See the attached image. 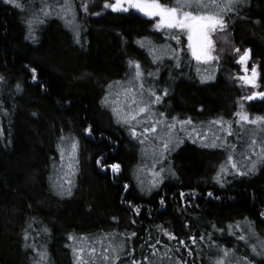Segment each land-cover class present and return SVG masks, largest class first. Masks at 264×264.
Segmentation results:
<instances>
[{
    "label": "trees",
    "instance_id": "16d2710c",
    "mask_svg": "<svg viewBox=\"0 0 264 264\" xmlns=\"http://www.w3.org/2000/svg\"><path fill=\"white\" fill-rule=\"evenodd\" d=\"M102 1L91 0L88 13L84 14L76 3L78 19L84 28L81 46L74 42L71 29L58 17H48L38 25V43L25 39L24 13L0 0V74L7 78V83L0 85V102L8 109L5 115L0 108V127L4 132L0 138V264H32L34 252L23 247V230L31 217H36V221L32 222L29 243L45 225L51 229L50 235L39 239L48 244L51 264H74L73 246L89 243L70 240L69 234L91 237L99 253L102 247H108V238H104L103 244L98 243L105 232L117 233V239H126L120 233L136 232L127 251L134 248L135 259L147 255L153 264H160L148 245L159 239L161 243L156 246L163 253L165 245L174 247L178 240L170 241L157 226L174 232L194 249L192 257H188L183 246L176 253L188 259L189 264L193 261L211 264L209 257L216 255L207 237L191 244V236L198 238L204 233H212V239L219 244L237 249L238 256L247 255L254 264H264V258L252 254L250 244L256 243L255 239L239 241L238 236L243 234L239 229L233 228L235 235L227 231V225L235 222L247 228L244 218L248 217L264 239V217L260 216L264 211V167L254 176H229V182L221 186L213 177L224 149L205 147L181 136L183 143L171 152L169 164L157 166V169L164 165L174 167L178 177H169L151 195L141 193L136 177L138 165L144 162L151 167L152 145L159 142L150 137L148 144L141 145L126 127L116 123L111 108L101 103L105 94L114 93L118 86L113 84L109 89L110 83L124 81L134 74L128 64L131 58L139 60L145 71L155 72L160 67L159 75L148 78L146 86L156 83L161 92L164 87L169 88L163 103H171L174 111L180 112V119L192 117L197 126L220 116L228 118L241 97L238 81L232 79L240 70L236 63L238 54L232 51L235 46L252 49L250 64L260 65L258 90L264 91V0H251L248 13L241 12L247 19L231 24L226 33L231 43H221L220 49L225 51L219 52L221 60L215 63L216 79L205 82H201L190 52L183 56L179 69L168 58L163 65L153 64L147 49L138 43L144 37L157 44L164 43V33L153 30L152 19L134 11L116 14L108 10L101 16L90 15L102 10ZM162 2L170 4L172 0ZM182 39V46L168 42L173 47L186 48V37ZM32 67L37 69V81L32 80ZM17 82L22 84V92L15 91ZM247 105L264 114V101ZM34 112L38 115L34 116ZM167 115L176 116L171 112ZM89 124L95 129L92 136L84 132ZM61 129L64 135L78 137L82 145L80 172L71 197H60L50 190L49 177L55 180L59 170L57 143ZM232 138L229 142L239 143ZM105 154L102 160L105 165L121 164L116 179L110 168L101 169L96 164L97 158ZM193 189L198 195L192 197V204L185 205L179 193ZM209 191L219 199L208 197ZM161 196L166 197L165 206L160 205ZM127 201L140 205L141 213L137 215ZM213 223L225 231L213 229ZM118 264H129V258ZM163 264L169 261L165 259Z\"/></svg>",
    "mask_w": 264,
    "mask_h": 264
},
{
    "label": "snow or ice",
    "instance_id": "6c2138e0",
    "mask_svg": "<svg viewBox=\"0 0 264 264\" xmlns=\"http://www.w3.org/2000/svg\"><path fill=\"white\" fill-rule=\"evenodd\" d=\"M6 3L15 6L19 9H24L25 5L21 0H5ZM251 0H172V3H164L162 0H104L103 8L100 12L90 13L93 16H101L104 12L110 10L116 14H131L135 10L136 14L154 20L153 30L156 33H164V43L157 44L155 41L148 37L141 38L138 43L142 49L146 48L148 55L151 56L154 65H163L165 58L175 61L174 67L179 69L182 66L183 56L188 52L191 58L197 64H210L218 63L221 56L217 52H223L225 49H218V40L214 36H220L225 43H231L227 30L231 24L247 19V15L241 16V12L248 13ZM90 3L86 2L82 5L84 13H88ZM43 17V19L41 18ZM56 16L62 18L65 23L70 27L74 42L83 46V25L80 24L78 19V12L76 11L73 0H52L51 3H42V6L33 13L31 17L26 18V36L25 39L33 42H39L38 25L43 24L48 17ZM256 23H260L259 20ZM182 37L187 39V47H173L168 41H174L176 45H183ZM232 51L238 54L236 63L241 66L243 74H238L233 77L234 81H239L242 88L259 89L261 87L260 78V65L254 63L249 69V61L252 59V49L246 47L243 50L239 46H235ZM128 64L130 69H134V74L127 81H115L108 85L111 89L113 84L120 85V90L112 93L105 94L101 103L105 107H110L116 119V123L122 127H126L135 140H138L141 145H146L151 137L154 141L151 152V167H146L143 163L140 165L146 172L151 174V180L145 187L144 181L137 177L140 183L141 193L151 195L154 189H159L161 185L169 177L176 178L178 173L174 167H159L157 165L166 161L167 155L175 150L180 143H183L176 136L177 125L183 129L186 125H192V117L180 119L179 115L169 117L165 112H159L155 109V105H162L164 99L169 95V88L164 87L163 91L158 90L156 83L146 86L148 78L158 76L160 67H156L155 72L145 71L139 60L129 58ZM199 72V68H197ZM32 80L37 81V69L31 68ZM171 76L172 73L170 72ZM214 74L202 75L201 82L208 80H215ZM7 78L0 74V85H5ZM17 93L23 91L21 83L17 82L15 85ZM147 94V95H146ZM114 96L115 99L111 97ZM264 101V91L253 90L249 95L241 96L237 99V110L232 114L234 119H226L223 116L210 121L219 127L220 134L212 133L213 139L208 143L207 134L200 137L202 145L210 148H222L227 151L226 159L221 163L216 171L213 180L224 186L228 181V177L233 178L254 176L262 167H264V114L252 115L246 107V102ZM70 103V102H69ZM0 108H3L0 102ZM6 115L7 108H3ZM34 116L38 115L33 113ZM147 125V126H145ZM238 126V131L237 127ZM142 128V131L140 130ZM195 131V129H193ZM93 125L89 124L84 129L88 136L94 134ZM61 135L57 143V151L60 155L59 170L56 179L50 176V190L55 195L60 197H71L73 189L76 187V177L80 172V159L79 153L82 145L78 137L74 134L64 135L61 129ZM4 135L3 128L0 127V138ZM103 135V134H102ZM238 142H243L240 147L242 150L237 158L236 151L238 143H230L229 138L234 136ZM109 139H111L109 137ZM11 143V141H8ZM146 152V149H142ZM106 158V154L97 158L96 164L101 169L110 168L113 178L116 179L121 172V164L116 162L111 165H105L102 160ZM54 168L57 166L53 165ZM125 190H128L129 185L124 184ZM197 190L193 189L189 192L181 191L179 196L185 205L192 204V197L197 196ZM208 197H215L212 191L207 193ZM160 205L165 206L166 197H160ZM128 205L132 207L133 211L139 215L141 213V206L134 205L132 201H127ZM31 207V205H29ZM198 207V205H197ZM151 214V213H150ZM260 216L264 217V211L260 212ZM113 220H118V217H113ZM247 221V228L242 227L240 222L229 223L227 231L233 235V228L239 229L243 234L238 236L239 241L256 240V243L250 244L252 254L264 258V239L259 237L254 222L248 217L244 218ZM36 221V217H31L30 222L23 230V240L25 249H31L34 252L32 264H51V255L46 245L37 246L35 240L29 243L31 238L32 222ZM135 223V221H133ZM164 235L171 240H178L177 244L173 246L165 245V250L160 253L157 244L161 241L158 239L156 244H150L148 247L151 249L153 257H156L160 264L166 259L169 264H189L188 259L182 258L179 253L180 246L187 249L188 257H192L194 249L190 247L184 239H178L176 234L169 231L162 226H157ZM212 228L224 232L225 229H217L215 223ZM51 229L46 225L43 227L42 232H37L36 235L43 237V235H50ZM137 235L136 232L120 233V237L126 239H117V233L113 232L111 235L107 232L102 234V238L98 243L103 244L104 238H108V247L101 248L99 253L97 248L93 246L92 238L89 236L76 237L69 234V239L76 241L81 239L89 243L84 246H73L74 264H118L123 258H129V264H143L147 261L148 264H153L149 256H142L141 260L135 259L132 251H127L128 242L132 237ZM210 240V249H215L216 255L210 256L211 264H254V261L245 255L240 257L237 255V249L228 248L227 246L219 244L216 240L212 239V233L201 234L198 238L193 235L189 239L192 245H196L198 240ZM151 239V236H149ZM159 254V255H158ZM199 254V253H197ZM88 257L86 260L85 257ZM193 264L195 262L193 261Z\"/></svg>",
    "mask_w": 264,
    "mask_h": 264
},
{
    "label": "rangeland",
    "instance_id": "374dc122",
    "mask_svg": "<svg viewBox=\"0 0 264 264\" xmlns=\"http://www.w3.org/2000/svg\"><path fill=\"white\" fill-rule=\"evenodd\" d=\"M5 1V0H4ZM43 2H45V0H21V3H23L24 5H25V7H24V9L22 10V9H19V8H17L18 9V12L21 14V13H24V17H25V19H24V23H25V20H26V18H28V17H31L32 15H33V13L34 12H36L41 6H42V3ZM47 2H49V3H51L52 2V0H47ZM59 2L60 3H63V0H59ZM86 2H88V3H90L91 2V0H73V3H74V5H75V8H76V3L77 4H79L78 6H79V8H80V11H81V14H84V11H83V8H82V5L84 4V3H86ZM103 4H104V0L102 1V3H101V5H102V7H103ZM52 17H56V16H52ZM41 18H43L42 16H41ZM59 18V17H58ZM64 23V25L65 26H67V27H69L66 23H65V21L62 19V18H60ZM154 20H153V24H154ZM26 27V26H25ZM70 28V27H69ZM226 34V33H225ZM214 39H217L218 40V44H217V48L218 49H220L221 48V43H223L224 41H223V39L220 37V36H214ZM187 40V39H186ZM186 44H187V42H186ZM219 45H220V47H219ZM217 54L219 55V52H217ZM193 63L195 64V66H196V70H197V68H199V72L197 71V73H199L201 76L202 75H211V74H216L217 73V69H216V66H215V63H210V64H197V62L194 60L193 61ZM252 64H254V63H252ZM252 64H250V61H249V69L251 68V65ZM174 65H175V63H174ZM238 74H243L242 73V71H241V67H240V70H239V73H237V75ZM235 77V76H234ZM131 78V77H130ZM130 78H126V80H124V81H127L128 79H130ZM236 85L237 86H239L240 87V91H241V96H244V95H249L250 93H251V91H253V90H258V89H251L250 87H248V88H242L241 86H240V82L238 81V84L236 83ZM120 90V85H118L117 87H116V89H115V92H117V91H119ZM260 91V90H259ZM114 92V93H115ZM112 99H115V97L114 96H112L111 97ZM247 103L248 102H246V107H247V110L249 111V113L250 114H252V115H255V114H258L257 112H254V110L253 109H251L250 108V106H248L247 105ZM155 108L156 109H161L163 112L165 111L166 112V114L167 113H169V112H171V113H175L176 115H179L180 114V112H177V111H174V108H173V105L171 104V103H163L162 105H158V107H157V105H155ZM237 110V100H236V103H235V106H234V109L232 110V112L229 114V116H228V118H226V119H234V117L232 116V114L235 112ZM161 111V112H162ZM210 121H212V120H210ZM210 121H207V122H202L201 124H198L197 126L195 125L194 126V124H192V125H186V126H184L183 127V129H181V127L179 126V125H177V129H176V136L179 138V139H181V136H186V137H188V138H190L191 140H194V141H196V142H198V143H200V144H202V142H201V139H200V137H198L197 136V132H200L201 133V135H204V134H207V136H208V143H211L212 142V139H213V136H212V133H216V134H220V129H219V127L218 126H216V125H214V124H211L210 123ZM237 127V129H238V126H236ZM193 129H195V131L193 130ZM239 130V129H238ZM237 130V131H238ZM232 139H234V141H237L236 140V137H235V135L233 136V138ZM230 143H235V142H231L230 141ZM243 142H239L238 143V148H237V151H236V155H237V158L239 159V154H240V151L242 150V148L240 147V145L242 144ZM182 144V143H181ZM180 144V145H181ZM179 145V146H180ZM177 148V147H176ZM175 148V149H176ZM170 155H171V153L170 154H168L167 155V159H166V161H164V162H167L168 164H169V159H168V157H170ZM223 157H222V159H221V161H220V163H219V165L221 164V163H223L224 161H225V159H226V156H227V151L224 149V151H223ZM151 157V156H150ZM151 159V158H150ZM146 162V161H145ZM164 162H162L161 164H163ZM144 165H145V163L144 162H142ZM142 163H140L139 165H138V168H137V173H136V177H138L139 176V178L140 179H142L143 181H144V183H148L150 180H151V174L150 173H148L147 172V174H148V176L146 175V172H144L143 170H144V168H141L140 167V165L142 164ZM161 164H158L159 166L161 165ZM157 165V166H158ZM219 165H218V167H219ZM164 167H168V166H166V165H164ZM157 170H159V169H157ZM217 170H218V168H217ZM56 176H57V174H56ZM45 237V235H43V237L41 238V237H39V236H37V238H34V240H35V243L37 244V246H40V245H46L47 246V248H48V244L46 243V242H40L39 241V239H43Z\"/></svg>",
    "mask_w": 264,
    "mask_h": 264
},
{
    "label": "water",
    "instance_id": "95a60500",
    "mask_svg": "<svg viewBox=\"0 0 264 264\" xmlns=\"http://www.w3.org/2000/svg\"><path fill=\"white\" fill-rule=\"evenodd\" d=\"M135 12V10H133ZM140 15V14H139ZM142 16V15H141Z\"/></svg>",
    "mask_w": 264,
    "mask_h": 264
},
{
    "label": "flooded vegetation",
    "instance_id": "af4514ba",
    "mask_svg": "<svg viewBox=\"0 0 264 264\" xmlns=\"http://www.w3.org/2000/svg\"><path fill=\"white\" fill-rule=\"evenodd\" d=\"M241 67V66H240Z\"/></svg>",
    "mask_w": 264,
    "mask_h": 264
}]
</instances>
